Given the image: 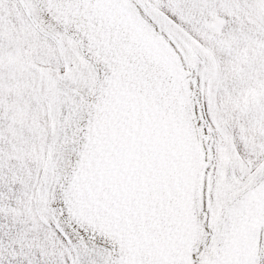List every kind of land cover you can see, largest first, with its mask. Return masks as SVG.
I'll list each match as a JSON object with an SVG mask.
<instances>
[{
	"label": "snow or ice",
	"instance_id": "6c2138e0",
	"mask_svg": "<svg viewBox=\"0 0 264 264\" xmlns=\"http://www.w3.org/2000/svg\"><path fill=\"white\" fill-rule=\"evenodd\" d=\"M0 264H264V0H0Z\"/></svg>",
	"mask_w": 264,
	"mask_h": 264
}]
</instances>
